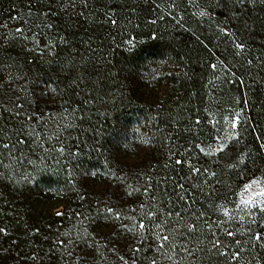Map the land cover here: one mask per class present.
Wrapping results in <instances>:
<instances>
[{
	"label": "trees",
	"instance_id": "obj_1",
	"mask_svg": "<svg viewBox=\"0 0 264 264\" xmlns=\"http://www.w3.org/2000/svg\"><path fill=\"white\" fill-rule=\"evenodd\" d=\"M0 130V264H264V0H0Z\"/></svg>",
	"mask_w": 264,
	"mask_h": 264
},
{
	"label": "snow or ice",
	"instance_id": "obj_2",
	"mask_svg": "<svg viewBox=\"0 0 264 264\" xmlns=\"http://www.w3.org/2000/svg\"><path fill=\"white\" fill-rule=\"evenodd\" d=\"M235 2L238 3V4L243 5L246 2H251V0H235ZM173 6H175V5H173ZM199 14L200 15H205L206 13L204 11H201ZM48 27L51 28L52 25L49 24ZM15 31L17 33H20L22 31V29L17 28ZM222 31L226 32L227 30L226 29H222ZM49 44H51V41H49ZM236 47L240 48V49H243L245 46H244V44L241 43V44H237ZM249 63H251V61H249ZM212 67L215 68L216 66L212 65ZM238 120H239V116L237 115L236 120H234L232 122V125H231L232 128H236L237 127L236 121H238ZM0 131H2V130H0ZM235 136H236V134L233 133L232 136L228 137V139H233ZM219 139L220 138L217 137V140H219ZM9 147H10L9 144H3V148L8 149ZM231 148H232V145L225 144V143L221 142V143H219L218 147L213 150V153L214 152L224 153L227 150H231ZM60 151H63V149L61 148ZM243 162H244V157H243V155H241L240 159H239V163L242 164ZM177 163H179V161H177ZM229 166L231 167L233 165H229ZM193 171L199 172L200 170L199 169H193ZM205 171H207V170L205 169ZM211 175L215 176V173H211ZM252 185H256L257 187H259V181H252V184L251 185H246V187L250 188ZM253 195L256 196V197H264V188H260V190L258 192L253 193ZM244 204L245 205H251L253 208L257 209L259 212L264 213V199H253L252 197H249V199L247 201H244ZM113 211H114L113 208H111V207L107 208V212L108 213H113ZM224 211L227 214V209H224ZM115 215H116L117 219L120 218V213L117 212V213H115ZM148 215L149 216H154L155 213L154 212H149ZM249 215H252V212H249ZM253 222H255V221H253ZM144 227H145L144 223L141 222L140 223V228L143 229ZM157 227H159V225H157ZM6 231H7L6 229L0 228V232L6 233ZM164 239H167V237H165ZM255 239L257 241H259L261 239V236L259 234H257L255 236ZM61 243H62V241H61ZM217 243H219V241H217ZM153 264H155V262H153Z\"/></svg>",
	"mask_w": 264,
	"mask_h": 264
},
{
	"label": "rangeland",
	"instance_id": "obj_3",
	"mask_svg": "<svg viewBox=\"0 0 264 264\" xmlns=\"http://www.w3.org/2000/svg\"><path fill=\"white\" fill-rule=\"evenodd\" d=\"M252 181H259V187H257L256 185H252L250 188L246 187V185H251ZM260 188H264V182L261 177L256 176L248 180L240 188L237 194L235 204L233 205L232 208L235 210L253 208L251 205H245L244 201H247L249 197H252L253 199H264V197H256L253 195V193L258 192Z\"/></svg>",
	"mask_w": 264,
	"mask_h": 264
}]
</instances>
